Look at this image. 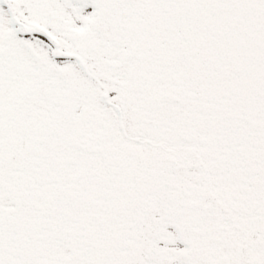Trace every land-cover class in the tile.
I'll use <instances>...</instances> for the list:
<instances>
[{
    "label": "snow or ice",
    "instance_id": "obj_1",
    "mask_svg": "<svg viewBox=\"0 0 264 264\" xmlns=\"http://www.w3.org/2000/svg\"><path fill=\"white\" fill-rule=\"evenodd\" d=\"M0 264H264V0H0Z\"/></svg>",
    "mask_w": 264,
    "mask_h": 264
}]
</instances>
